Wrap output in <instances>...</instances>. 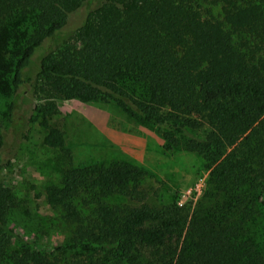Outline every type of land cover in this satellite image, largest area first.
Instances as JSON below:
<instances>
[{"label":"trees","instance_id":"trees-1","mask_svg":"<svg viewBox=\"0 0 264 264\" xmlns=\"http://www.w3.org/2000/svg\"><path fill=\"white\" fill-rule=\"evenodd\" d=\"M93 2L0 0V142L29 91L31 124L64 159L44 198L67 231L49 251L15 244L22 202L0 180V264H264V0ZM57 99L112 103L160 129L165 152L199 155L202 200L154 199L121 160L73 166Z\"/></svg>","mask_w":264,"mask_h":264},{"label":"rangeland","instance_id":"rangeland-1","mask_svg":"<svg viewBox=\"0 0 264 264\" xmlns=\"http://www.w3.org/2000/svg\"><path fill=\"white\" fill-rule=\"evenodd\" d=\"M100 2L94 0L92 5ZM203 5L221 18L219 6ZM81 13L82 8L70 13L68 21L78 20ZM4 103L0 100V111ZM34 103L33 95L24 92L18 97L11 121H2L6 128L0 152L5 159L0 180L22 202L8 223L18 238L15 244L33 243L49 251L65 240L67 231L47 206L44 188L58 182L65 164L61 153L44 145L31 124ZM56 103L58 113L50 124L62 130L73 166L121 160L140 168L142 183L154 199L176 201L191 208L202 200L208 175L203 159L181 147L165 152L160 129L134 122L112 103H83L76 99H57Z\"/></svg>","mask_w":264,"mask_h":264}]
</instances>
